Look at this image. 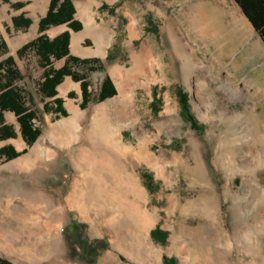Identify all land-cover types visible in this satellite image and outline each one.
Wrapping results in <instances>:
<instances>
[{
	"label": "rangeland",
	"instance_id": "1",
	"mask_svg": "<svg viewBox=\"0 0 264 264\" xmlns=\"http://www.w3.org/2000/svg\"><path fill=\"white\" fill-rule=\"evenodd\" d=\"M12 1L0 0L9 48L0 59L15 55L41 133L29 145L5 111L18 134L0 146L28 150L0 162V254L19 264H264V41L240 5L74 0L84 31L71 53L99 56L104 68L76 66L91 82L86 106L81 80L64 78V115L45 107L54 102L38 90V56L17 53L50 0ZM22 9L33 18L26 28L12 21ZM106 73L117 92L100 101Z\"/></svg>",
	"mask_w": 264,
	"mask_h": 264
},
{
	"label": "trees",
	"instance_id": "2",
	"mask_svg": "<svg viewBox=\"0 0 264 264\" xmlns=\"http://www.w3.org/2000/svg\"><path fill=\"white\" fill-rule=\"evenodd\" d=\"M248 17L252 25L259 32L264 41V0H235ZM15 8H20L26 4L23 0L11 2ZM76 4L74 0H50L49 7L44 15L39 19V34L24 42L17 49L19 56H24L29 52H34L43 65L42 78L38 81V90L43 97L53 98L54 104L45 102L47 110L56 111L60 114H68L64 105L65 98L58 93V84L67 75L73 79L81 80L83 99L82 106H86L93 97L91 96L90 79L86 72L79 71L76 66H83L87 70L103 69L104 62L99 56H80L70 51V30L65 29L54 36L49 35L45 29L49 26L67 22L76 30L82 28V20L75 15ZM13 23L18 28L28 27L33 19L22 10L12 16ZM0 47L6 53L8 44L6 39L0 40ZM65 57V61L60 66L53 64L54 59ZM22 71L17 64L13 53L7 54L0 59V139L17 136L18 130L14 123L8 122L5 111H13L20 124V132L26 142L31 145L41 133V127L36 123L37 109L28 102V93L21 84ZM117 92L116 85L109 73H106L97 94V100H104ZM73 91H70L72 94ZM28 147L18 149L12 142L0 146V162L15 158L26 152ZM155 232V229L153 230ZM157 236V233H156ZM162 236L157 239L163 240ZM174 261L173 257L168 258ZM0 264H19L12 259L0 254Z\"/></svg>",
	"mask_w": 264,
	"mask_h": 264
},
{
	"label": "bare ground",
	"instance_id": "3",
	"mask_svg": "<svg viewBox=\"0 0 264 264\" xmlns=\"http://www.w3.org/2000/svg\"><path fill=\"white\" fill-rule=\"evenodd\" d=\"M73 47L74 48L77 47L76 43L73 45ZM126 78H127V76L126 75L124 76V73H121V72H119L116 75V81H117V85H118V89H119L118 98L121 99V100L125 99V96H126V93H127L126 92V89H127L128 85H129V82L127 81ZM225 83H228L227 85L232 86L234 82L233 81L226 80ZM233 94L236 95L237 97H246V96H248V93L243 88H241L239 86L238 87H236V86L233 87ZM71 109H72V111L74 113L78 114L79 111H78V108L77 107H72ZM72 127L75 128V129L78 128V125H77V123L75 121H73ZM87 156L88 155H85L84 158H86ZM135 211H136V208H131V212L135 213ZM53 250L54 249L52 247V251ZM227 258L228 257H226V256H224L222 259L221 258H219V259H216V258L215 259H212V258H210V261L208 262V264H233ZM51 262H53V261H51ZM59 262H61V261H59ZM64 264H65V262H64Z\"/></svg>",
	"mask_w": 264,
	"mask_h": 264
},
{
	"label": "crops",
	"instance_id": "4",
	"mask_svg": "<svg viewBox=\"0 0 264 264\" xmlns=\"http://www.w3.org/2000/svg\"><path fill=\"white\" fill-rule=\"evenodd\" d=\"M49 3H50V1H49ZM22 7H24V6H22ZM22 7H20V8H22ZM48 7H49V4H48ZM241 8V7H240ZM48 9V8H47ZM22 10H25V9H22ZM21 10V11H22ZM242 10V9H241ZM20 11V12H21ZM26 11V10H25ZM47 11V10H46ZM46 11H45V13H46ZM20 12H18V13H20ZM76 12H77V10H76ZM243 12V11H242ZM18 13H15V14H18ZM44 13V14H45ZM244 13V12H243ZM26 14H27V12H26ZM44 14H42V15H44ZM14 15V14H13ZM12 15V16H13ZM28 15V14H27ZM41 15V16H42ZM75 15H76V17H78L77 16V13H75ZM245 15V14H244ZM30 16V15H29ZM245 17L247 18V20L249 21V23L251 24V26L255 29V27L252 25V23L250 22V20L248 19V17L245 15ZM79 18V17H78ZM33 19V18H32ZM40 19V18H39ZM82 20V19H81ZM13 21V20H12ZM33 22V21H32ZM64 23H67V22H64ZM82 23H83V21H82ZM14 24V23H13ZM38 24H39V22H38ZM61 24H63V23H61ZM68 24V23H67ZM58 25V24H57ZM61 27H63V30H65V28H64V24H63V26H61ZM83 27V26H82ZM66 29H69V28H66ZM74 29V28H73ZM81 29V28H80ZM80 29H78V30H80ZM62 30V31H63ZM70 30V29H69ZM76 30V29H75ZM78 30H76L77 32H74V34H73V38H72V41H71V36H70V49H71V46L73 45V41H74V37L76 36V34H78V33H80L81 31H84V29L83 30H81V31H78ZM45 31H46V29H45ZM53 31H55V30H53ZM70 33H71V31H70ZM39 34V33H38ZM50 35V34H49ZM56 35V34H55ZM51 36H54V35H51ZM28 41V40H27ZM22 45V44H21ZM20 45V46H21ZM19 46V47H20ZM73 48V47H72ZM18 49V48H17ZM71 51V50H70ZM77 55H79V54H77ZM85 57V56H84ZM68 76V75H67ZM70 76V75H69ZM61 84V82L58 84V86ZM57 86V87H58ZM118 88V87H117ZM57 95H58V93H57ZM17 147V146H16Z\"/></svg>",
	"mask_w": 264,
	"mask_h": 264
},
{
	"label": "water",
	"instance_id": "5",
	"mask_svg": "<svg viewBox=\"0 0 264 264\" xmlns=\"http://www.w3.org/2000/svg\"><path fill=\"white\" fill-rule=\"evenodd\" d=\"M64 24V28L66 29V28H69L70 29V31H71V41H72V38H73V34H74V32H77L75 29H73L72 27H70L67 23H63ZM81 29H83V27L81 28ZM80 29V30H81Z\"/></svg>",
	"mask_w": 264,
	"mask_h": 264
}]
</instances>
